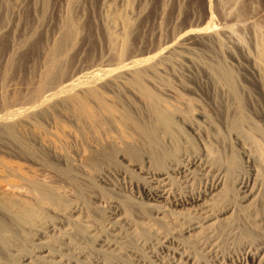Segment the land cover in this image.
<instances>
[{
	"label": "rangeland",
	"instance_id": "374dc122",
	"mask_svg": "<svg viewBox=\"0 0 264 264\" xmlns=\"http://www.w3.org/2000/svg\"><path fill=\"white\" fill-rule=\"evenodd\" d=\"M74 3L0 0V264H241L249 251L261 255L264 0ZM68 15L78 30L56 55L68 57L64 78L44 93L74 85L30 100ZM147 168L184 170L167 178L161 215L139 193ZM250 168L259 193L238 207ZM217 182L226 192L208 204L170 201L204 197ZM204 204L215 215L208 225Z\"/></svg>",
	"mask_w": 264,
	"mask_h": 264
},
{
	"label": "bare ground",
	"instance_id": "6f19581e",
	"mask_svg": "<svg viewBox=\"0 0 264 264\" xmlns=\"http://www.w3.org/2000/svg\"><path fill=\"white\" fill-rule=\"evenodd\" d=\"M76 0H67V2H69V6L68 7H72V5L73 4H75L74 2H75ZM76 5V4H75ZM74 6V5H73ZM41 8V7H40ZM69 8V9H70ZM165 9V8H164ZM70 10H72V9H70ZM163 11V10H162ZM161 11V12H162ZM38 12V11H37ZM67 13V12H66ZM70 12H68V14H69ZM70 15V14H69ZM69 15H68V17L66 16V18H64L60 23H59V26H58V30H56V31H58V36H57V38L55 39V41H54V43H53V45L51 46V47H49L48 48V50L46 51V52H44L45 53V57H44V70H43V72H42V77L44 78V81L43 82H41V83H38V84H36L31 90H30V92H29V94H28V97L27 98H29L30 100H32V99H35L36 97H37V99L38 98H41L42 100H45L46 98H48V97H51L52 95H55V93L56 92H64V91H66V89H68V88H72L73 87V85H74V82L72 83H69L68 82V84L67 83H65V85L63 84V86H60L59 88H57L56 87V90L58 89V91H54V89H53V92H51L50 90V93L48 92V94H46V93H44V92H47L46 90H48L47 88H49V86L51 87L52 86V83H54L53 81H54V78L56 77V76H63L64 75V63L66 62V59L68 58L67 57V55H64V56H62V57H60V58H57L56 57V55H60V54H62V53H65L66 52V50H67V45L69 44V43H71L72 41H73V39H74V36H75V34H77V30H78V24L77 23H75V22H73L72 21V19L69 17ZM37 22V21H36ZM77 24V25H76ZM35 34V33H34ZM30 35V34H29ZM30 38V37H29ZM32 38V37H31ZM26 39V38H25ZM12 40V39H11ZM18 42V41H17ZM24 42V41H23ZM26 43H27V41H26ZM25 45V44H24ZM22 46V45H21ZM16 50V49H15ZM42 51V50H41ZM45 51V50H44ZM13 62V61H12ZM132 65V64H131ZM10 66H11V64H10ZM130 65H125V67H129ZM9 68V67H8ZM63 78H64V76H63ZM94 80H96V79H94ZM2 89H3V87H2ZM49 89H52V87L51 88H49ZM14 90V89H13ZM27 93V92H26ZM56 94H58V93H56ZM17 95V94H16ZM6 96V95H5ZM4 97V96H3ZM28 100V99H27ZM41 100V101H42ZM1 115V114H0ZM194 162V161H193ZM193 165H195L194 163H192ZM202 166V165H201ZM150 167V166H149ZM177 167V166H176ZM191 167V166H190ZM256 167V166H255ZM248 168V167H247ZM171 169V168H170ZM174 169V168H173ZM186 169V168H185ZM192 169V168H191ZM202 169V168H201ZM250 170V172L252 171V173H251V178L248 180V177L247 176H245V177H242V178H240L241 180H240V182H239V184H240V186L238 187L239 189H240V191H239V194H238V196H239V204H238V207L240 206V207H246L248 204H250V203H252L254 200H256L255 198L257 197V195H258V193H259V189L257 188L258 187V185H257V187H256V183H255V181H257V173H255L254 171L256 170V168H255V170L252 168V170H251V168L249 169ZM181 171L183 172L184 170L183 169H181ZM181 171H179L178 169H174V170H172L171 169V172H173L172 173V175L174 174H179ZM258 171V170H257ZM197 172V171H196ZM244 172H245V170H244ZM247 172V171H246ZM249 172V173H250ZM142 176H143V178L145 179L144 180V182L145 183H143L142 184V186H140L139 188H140V191H139V193H142L141 195H144L147 199H149V200H152L153 202L155 201L156 203H151V201H150V203L151 204H148V206L149 205H152V207L153 206H155L156 207V209H154L155 210V213L156 214H160L161 215V213H162V209H163V207H164V205L162 206V205H160L159 203L161 202V200H163V201H166V199L167 198H169L170 199V196H171V186H169L168 185V180H167V178H170L172 175H169L168 173H166V171L164 172H158V171H153V170H150V168L148 169H144V170H142ZM181 174V173H180ZM212 174H214V173H212ZM183 175V174H182ZM141 176V177H142ZM164 176V177H163ZM259 176V175H258ZM219 177V176H218ZM223 177V176H222ZM226 177V176H225ZM260 177V176H259ZM189 179V178H188ZM186 180V179H185ZM218 180V179H217ZM220 181V180H219ZM174 182V181H173ZM220 182H222V180L220 181ZM223 183H224V181H223ZM223 183H219V182H217L216 183V185L215 184H213V186H212V189H210L209 187V192H206L207 194L206 195H204V197H199L198 196V194H196V195H189V196H187V197H185L184 198V196L182 197V198H176V199H174L173 197H171V198H173V199H171L170 201H171V203L174 205V206H183V205H193V203H194V205H197V207H198V204H197V202H199V201H202L201 203H207V202H209L210 200H212L213 199V197H214V195L216 194H214V192H215V190L217 191V192H219V193H217L218 195H221L222 196V194H220L221 192H224L225 191V187L227 186V185H225V184H223ZM259 183V182H258ZM169 186V187H168ZM216 186V187H215ZM220 186V187H219ZM236 188V187H235ZM237 189V188H236ZM207 190V189H206ZM205 190V191H206ZM204 191V190H203ZM214 191V192H213ZM226 192V191H225ZM224 192V193H225ZM139 193H138V195H139ZM216 194V195H217ZM209 195V196H208ZM140 196V195H139ZM172 196H174L173 194H172ZM180 197V196H179ZM217 197V196H216ZM215 197V198H216ZM223 198V197H222ZM217 200V199H216ZM215 200V201H216ZM222 200V199H221ZM140 201V200H139ZM214 201V202H215ZM143 202V201H142ZM169 201H167V203H168ZM170 203V202H169ZM201 203H199V204H201ZM208 204V203H207ZM219 204V203H218ZM193 205V206H194ZM202 205V204H201ZM205 205V207H203L202 209L204 210V211H202L203 213V217L204 218H207V217H209L208 219H206L205 221H203V223H206L207 224V222L208 221H210L209 223L211 224V223H213V222H211V220H212V217H214L215 215L212 213V211H211V213H207L209 210H210V208H209V210H206V209H204V208H207V206H206V204H204ZM173 206V207H174ZM145 207V206H144ZM185 207V206H184ZM214 207V206H213ZM159 208H162V209H159ZM191 208H192V206H191ZM224 208V207H223ZM251 208V207H250ZM112 209V208H111ZM159 209V210H158ZM228 209V208H227ZM153 210V211H154ZM175 210V209H174ZM173 210V211H174ZM199 210V209H198ZM213 210V209H212ZM225 210H226V208H225ZM243 210V209H242ZM193 211H194V209H193ZM201 211V210H200ZM119 212V209H114L113 210V212L111 213L112 214V216H111V218L113 219V221H114V218H116V217H120V212ZM221 212V211H220ZM201 213V212H200ZM119 214V215H118ZM206 214V215H205ZM214 215V216H210V215ZM116 215H118V216H116ZM177 215V214H176ZM200 216H201V214H199ZM205 215V216H204ZM219 215V214H218ZM116 216V217H115ZM123 216V215H122ZM148 217V216H147ZM161 217V216H160ZM219 217V216H218ZM150 218V217H149ZM202 218V217H201ZM111 219V220H112ZM117 220V218L115 219V221ZM118 220H119V218H118ZM161 220V219H160ZM202 220H203V218H202ZM219 220V219H218ZM121 221V220H120ZM143 222V221H142ZM145 222V221H144ZM198 223L199 222H197V223H195V225L193 226L192 224V227H189V228H187V230L185 231L186 233H190L189 231H193L194 229H196L198 226H196V224L198 225ZM202 224V222H200V224H199V228H203V226L205 227V226H207L206 224H204L203 226L201 225ZM144 225V224H143ZM190 225V226H191ZM200 225H201V227H200ZM133 226V225H132ZM119 227V226H118ZM188 227V226H187ZM0 228H1V226H0ZM198 228V229H199ZM129 231V230H128ZM194 232V231H193ZM200 232V231H199ZM123 233V232H122ZM125 234V233H124ZM187 235H189V234H187ZM191 235V234H190ZM124 238V237H123ZM175 239V238H174ZM172 240V239H171ZM177 240V239H176ZM173 241H175V240H173ZM179 241V240H178ZM43 242V241H42ZM41 242V243H42ZM176 242V241H175ZM44 243V242H43ZM184 244V243H183ZM108 244H106V246H107ZM168 245V244H167ZM113 246V245H112ZM111 246V247H112ZM171 246V245H170ZM169 246V247H170ZM104 247V246H103ZM165 247V246H164ZM168 247V248H169ZM163 248V247H162ZM173 249V248H172ZM185 249V248H184ZM259 249V248H258ZM264 249V248H263ZM41 251H40V253H43V256H42V254H41V256L40 257H44V256H48V255H50L49 253H47L46 252V250H42V249H40ZM47 250H48V248H47ZM109 250V249H108ZM249 250V249H248ZM176 251V250H175ZM246 251V250H245ZM256 251V252H255ZM183 252V251H182ZM172 253V252H171ZM170 254V253H169ZM183 254V253H182ZM185 254V253H184ZM249 259L247 260V261H243L241 264H263L264 263V251H262V254L260 255V252H258L257 250H255L254 249V251L253 252H251L250 253V251H249ZM187 255V254H186ZM39 256V255H38ZM258 256H260L259 258H258ZM29 259V258H28ZM40 259V258H39ZM44 259V258H43ZM192 259H194V258H192ZM45 260V259H44ZM56 261V260H55ZM69 261V260H68ZM30 262V261H29ZM51 262V261H50ZM26 263V262H25ZM184 263V262H183ZM28 264V263H27ZM51 264V263H50ZM61 264H63V263H61ZM65 264H67V263H65Z\"/></svg>",
	"mask_w": 264,
	"mask_h": 264
}]
</instances>
